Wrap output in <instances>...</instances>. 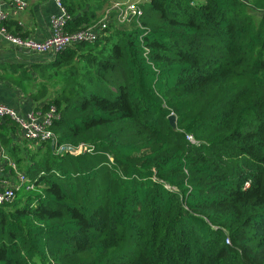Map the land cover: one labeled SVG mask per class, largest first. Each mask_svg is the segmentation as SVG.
Listing matches in <instances>:
<instances>
[{"label": "trees", "instance_id": "16d2710c", "mask_svg": "<svg viewBox=\"0 0 264 264\" xmlns=\"http://www.w3.org/2000/svg\"><path fill=\"white\" fill-rule=\"evenodd\" d=\"M60 1L69 31L114 2ZM136 5L34 76L2 75L52 88L57 117L53 143L22 151L0 123L33 185L0 206V264H264V0Z\"/></svg>", "mask_w": 264, "mask_h": 264}, {"label": "built area", "instance_id": "2783aa9c", "mask_svg": "<svg viewBox=\"0 0 264 264\" xmlns=\"http://www.w3.org/2000/svg\"><path fill=\"white\" fill-rule=\"evenodd\" d=\"M57 8L58 14L51 18V35L44 41H34L31 39L23 38L20 36V31L15 33H10L6 27L0 26V37L6 40L11 45L21 48L28 53L38 54V55H48L52 54L55 56L57 53L80 43H91L97 41L103 31L107 28V23L109 21L110 10H105L103 17L88 26L82 27L78 30L69 31L67 30V22L69 20V15L62 5L60 0H54ZM12 7L15 14L22 13L27 7L26 0H12ZM118 11V21L123 22L126 19L132 17L141 16V11L136 5V3L120 4L116 3L113 5ZM8 15L6 13H0V24L8 21ZM18 26H21L20 22ZM57 117L54 108H49L47 111L42 112V110H36L29 112L25 115H20L14 110L6 107L0 102V118L8 121L10 124L17 126L21 131L22 137L27 142H52L55 139L53 132L50 130L52 120ZM187 140L194 143L192 137L187 136ZM64 147H59L58 152L65 151ZM72 155H79L83 153L92 152V148L85 145H78L77 147H71L70 151H66ZM5 159L7 157L4 156ZM8 167H10L13 172L16 173L17 185L6 186L0 182V206L13 202L15 198V192L21 188L25 190H31L33 188L32 183L26 178V176L20 173L15 164L7 162ZM225 243H229V239H225Z\"/></svg>", "mask_w": 264, "mask_h": 264}, {"label": "crops", "instance_id": "0c3cea01", "mask_svg": "<svg viewBox=\"0 0 264 264\" xmlns=\"http://www.w3.org/2000/svg\"><path fill=\"white\" fill-rule=\"evenodd\" d=\"M26 1V9L20 14H15L12 7V0H0V13H6L8 15V21H10L12 25L10 27L11 32L16 29L20 31V36L23 38L37 42L44 41L51 35V18L58 14V8L54 0ZM144 1L146 0H114L113 4L106 10H110L109 18H116L118 16V11L113 8L114 4H139ZM17 22H20L21 26H18ZM53 57L52 54L38 55L28 53L21 48L11 45L0 37V102L20 115L41 110V108L55 96L54 90H51L52 88H49L48 93L43 99L38 100L34 98V95L39 88L40 80L33 82L27 91H21L8 81L2 79V75H5V70H10L14 74L12 68L19 67L20 70L30 71L31 75L34 76L31 70L32 66L34 64L49 63ZM3 122L4 120L0 118V123ZM5 129L6 137L10 140V147L16 148L18 151H22L25 147L32 149L40 144L25 141L17 126L6 124ZM4 156L7 157V159H5ZM7 162L15 164L17 170L25 175L23 167L7 153L0 141V182L6 186H15L17 185L16 173L8 167Z\"/></svg>", "mask_w": 264, "mask_h": 264}, {"label": "water", "instance_id": "95a60500", "mask_svg": "<svg viewBox=\"0 0 264 264\" xmlns=\"http://www.w3.org/2000/svg\"><path fill=\"white\" fill-rule=\"evenodd\" d=\"M167 120L169 122V125L171 126V128L173 130L176 129V119H175V116L173 114H170L168 117H167ZM65 151H70L71 150V147H64L63 148Z\"/></svg>", "mask_w": 264, "mask_h": 264}]
</instances>
